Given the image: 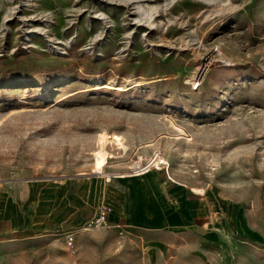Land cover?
<instances>
[{
	"label": "rangeland",
	"instance_id": "374dc122",
	"mask_svg": "<svg viewBox=\"0 0 264 264\" xmlns=\"http://www.w3.org/2000/svg\"><path fill=\"white\" fill-rule=\"evenodd\" d=\"M158 153L145 175L204 205L193 227L0 218V264H264V0H0V211Z\"/></svg>",
	"mask_w": 264,
	"mask_h": 264
},
{
	"label": "crops",
	"instance_id": "0c3cea01",
	"mask_svg": "<svg viewBox=\"0 0 264 264\" xmlns=\"http://www.w3.org/2000/svg\"><path fill=\"white\" fill-rule=\"evenodd\" d=\"M155 174L158 173L124 181L93 177L79 189L43 191L38 202L31 205L37 209L34 214L28 212L21 217L7 208L0 211V218L7 223V231L15 228L40 233H70L78 228L86 229L87 221L97 215L99 207L106 205L109 207V228L124 226L141 237H167L169 240L173 230L193 227L207 210L197 202L187 206L184 194L169 190V183Z\"/></svg>",
	"mask_w": 264,
	"mask_h": 264
},
{
	"label": "built area",
	"instance_id": "2783aa9c",
	"mask_svg": "<svg viewBox=\"0 0 264 264\" xmlns=\"http://www.w3.org/2000/svg\"><path fill=\"white\" fill-rule=\"evenodd\" d=\"M159 155L160 154L158 153L154 158L151 159V163H147V164H145L143 166H139L138 169H140V167H145V166L159 167L157 162L154 163V160ZM93 226L95 228H100V229L101 228H109L110 227L108 206L104 205V206H102L99 209L97 215L93 219Z\"/></svg>",
	"mask_w": 264,
	"mask_h": 264
},
{
	"label": "bare ground",
	"instance_id": "6f19581e",
	"mask_svg": "<svg viewBox=\"0 0 264 264\" xmlns=\"http://www.w3.org/2000/svg\"><path fill=\"white\" fill-rule=\"evenodd\" d=\"M155 162H157L158 163V165L159 164H161V163H164V160H163V157L162 156H158V157H156V161ZM154 162V163H155ZM151 166L148 168V169H146V170H142V171H137V172H135V173H133V174H128V173H115V174H117L118 176V178H125V177H127V176H141V175H145L147 172H149L150 170H151ZM163 172H165V171H163ZM114 176V175H113ZM167 176V175H166ZM162 177V176H161ZM164 178V177H163ZM162 178V179H163ZM166 179V178H165ZM167 180V179H166ZM168 182H169V180H168ZM171 185V184H170Z\"/></svg>",
	"mask_w": 264,
	"mask_h": 264
}]
</instances>
